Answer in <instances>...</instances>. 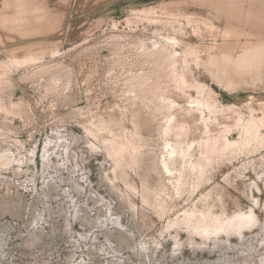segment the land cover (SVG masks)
Segmentation results:
<instances>
[{
  "label": "rangeland",
  "instance_id": "obj_1",
  "mask_svg": "<svg viewBox=\"0 0 264 264\" xmlns=\"http://www.w3.org/2000/svg\"><path fill=\"white\" fill-rule=\"evenodd\" d=\"M263 43L264 0H0V264H264V148L197 188L161 165L262 116L233 72Z\"/></svg>",
  "mask_w": 264,
  "mask_h": 264
},
{
  "label": "bare ground",
  "instance_id": "obj_2",
  "mask_svg": "<svg viewBox=\"0 0 264 264\" xmlns=\"http://www.w3.org/2000/svg\"><path fill=\"white\" fill-rule=\"evenodd\" d=\"M252 47H249L237 57V67L233 72V77H236L238 74L242 75L245 73L259 75L263 71L264 43L261 47ZM183 80L184 79L182 77L181 81ZM196 103L197 106L194 109L201 112V115H204L206 109L210 114L215 111L222 110L217 106L216 102H212L210 99H196ZM168 122L169 125L165 130L166 134L175 131V136H181L183 127L180 126V131H177L173 124V119L169 118ZM203 122L205 127L204 134L206 137L196 145H194V142L189 143L186 141H177L174 143L167 142L165 145V150L168 153V156L162 160L161 165L168 173L173 174L175 171L180 172L177 178L179 187L191 180L193 182L192 185L197 188L207 179V172L210 168H213V165L222 162L227 155H249L257 153L264 148V111L262 116H255L253 111H251L250 116L247 119L239 116L235 124V127L239 129V138L233 141L227 136L231 129L226 127L217 135H212L210 134L211 130L208 129L209 120L203 118ZM236 218H238L239 221L240 219L242 220L244 218H248L247 220L249 223L251 220L253 221L250 228L256 226L255 222L257 221H255V215L253 211H249L246 213H237L233 216V219H230V221L225 220L226 222L221 221V219L218 218L216 219L218 223L217 226L210 227L208 223H205L199 228L201 231H206L210 234L216 231L222 232L224 227L228 224H232ZM236 223L237 222H234L233 224L235 225ZM234 235L239 239L242 238V233L240 231L235 232Z\"/></svg>",
  "mask_w": 264,
  "mask_h": 264
}]
</instances>
